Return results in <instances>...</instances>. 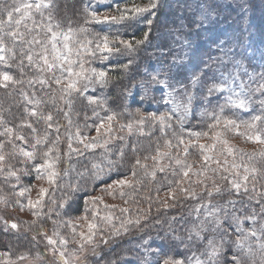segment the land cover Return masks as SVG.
<instances>
[{
  "label": "trees",
  "instance_id": "1",
  "mask_svg": "<svg viewBox=\"0 0 264 264\" xmlns=\"http://www.w3.org/2000/svg\"><path fill=\"white\" fill-rule=\"evenodd\" d=\"M134 1L136 0H110L107 4L94 5L91 8L85 0H53V7L43 13L48 16L51 12L53 22L59 24L60 29L64 31H67L69 26L78 29L83 25L89 29V38L94 37L98 32H110L112 35H120L124 39L134 42L143 39L145 32L150 33L146 43L130 55L113 53L109 59L101 60L99 52L94 57L81 53V56L87 59L85 69L104 70L109 73L112 79L107 88L91 85L86 96H80L78 93L69 96V100L72 101L73 117L76 118L73 120L75 125H71V128L77 124L84 134L89 131L93 133L92 129L100 122V119L111 112L119 114L118 120L115 121L118 126L120 123L127 124L139 120L141 116L145 121L143 125L134 124L131 135L127 128L118 132L116 135L118 137L111 144L108 152L106 150H104L105 152L81 150L78 154L80 157L77 162L80 163L83 160L86 162V159L90 158L103 166H107L109 160L117 162L115 170L103 180H95L98 182L109 180L115 175V172L131 178L132 166L137 157L147 166L146 169L137 166L135 179L140 183L134 184V186L137 185L135 191H133V187L129 188L132 195L126 192L124 204L121 205V208L128 209L127 214L122 213L126 218L132 217L131 212L133 211H136L134 216L142 217L139 226L130 225L129 231L124 233V236L114 238L115 241L109 247L103 248L110 252L109 258L106 256L107 253L106 255L103 253L96 258L95 264H142L143 252L138 246L153 249V264L156 260L163 259L162 255L157 256L155 251L157 249L188 264L189 257L200 256L205 243V238L202 242H197L195 236L192 240L188 239L189 232L199 229L198 219L195 215L197 208L200 209L199 213L204 214L205 206L208 210L216 206L221 209L220 215L223 216V208L227 206L229 216L223 219L227 225H235L232 220L233 214L241 218L240 224H244L247 220L244 217L253 213H256L254 228L259 229L261 224H264V219H262L264 212H261V206L264 205V156L261 155L264 152V145L251 142L247 135L238 134L259 132L264 135V124L258 122V126L254 130L244 127L227 130L223 123L214 129L209 127L210 124L215 123L216 114L240 121L249 120L252 115L260 113V102L264 100V94L256 91V88L261 75H264V0H160V6L154 10V18L145 13V16L153 19L151 27L144 22L143 18L135 22L132 27L107 23L102 25L84 23L85 6L99 14L104 9L107 12H116V4L123 7ZM24 2L25 0H0V21L5 22L4 31L16 30L18 37L22 34V39L18 38L15 42L14 53H6V56L9 57L7 66L0 62V70L24 81L23 84L15 86L10 84L8 88H0V108L3 110L2 115L6 123L20 132L25 139L23 145L22 140L16 139L12 140V144L7 143L5 136H0V141L6 144L4 147L6 151L13 144L17 148H28L25 142L35 144L37 133L31 134L29 127L17 128V125H20L23 120L31 123L33 129L42 128L44 133L40 134L47 135V140L42 145H36L35 151L38 153V157L35 154L37 160L32 161L35 164H42L43 153L47 151L46 148L53 146V141H56L58 136L57 132L55 133L52 127H49V124L55 125V104L58 103L54 100L55 95L52 92L54 91L53 81L52 85L47 84L48 86L46 83H39L42 76L40 77L35 64H29L26 58L27 54H31L28 45L31 36L28 31L31 27L39 26V24L37 22L32 24L30 21H21L19 25L15 23V20L19 19L25 10L22 8L21 12H15L14 9ZM8 11H12L13 15L10 26L7 23ZM76 39H83V34H79ZM4 43L7 47H13L12 39L6 35ZM91 47H95V45ZM22 53H24L23 56ZM174 56L183 57L182 62L174 64ZM129 60L132 62L125 72L121 65L128 64ZM21 61H23V65H21ZM100 61H103L102 65H99ZM235 62H239L240 79L232 83L230 87L248 102L247 110L227 106L226 98L232 95L231 92H218L208 97L206 88L203 86L197 89L190 88L189 81L194 74H199L203 83H211L214 80L219 82L230 72L235 71L233 67ZM21 66H23V75ZM155 72H160V79H166L169 85L176 88L189 86V90L193 91L194 99L183 123L180 122L182 110L180 112L172 111L174 105L165 103L163 100V97L172 91L171 87L153 85L145 96L144 88L139 86L143 78L150 80V74ZM248 74H252L255 80H250ZM28 81H32V83L29 84ZM241 82L249 87L242 91L237 87V84ZM80 83L84 84L86 81ZM133 84L136 87L132 88V95L124 97L122 95L124 85L132 87ZM221 87H227V85H221ZM22 92L30 99L40 102L37 111L43 112L44 116L53 112V119L46 121L39 116L33 117L26 114L25 107L32 109L37 106L30 107V103L24 99ZM87 96L105 97L108 110L96 105H89L85 98ZM232 98L235 99L234 96ZM220 105H226L223 112H220ZM93 109L98 115L93 114ZM152 115L165 116L166 123L161 125L159 120L150 119ZM167 116L172 117L170 121L167 120ZM63 122L62 120L58 121L60 123L59 131L66 129ZM141 128L144 132L143 135L139 131ZM118 129L120 128L118 127ZM205 132L208 133V136H201L200 139L189 135V133ZM217 132L220 133L219 139L227 142V147L233 150L234 155H229L225 150V145L215 138ZM121 137L123 139H120ZM63 138L60 134L59 142L55 144V148L59 151H63L64 145L69 143L63 141ZM179 138H183L184 144H178ZM232 139L236 140L235 148L231 147L230 140ZM166 141L171 143V148L165 147ZM200 145L208 146L209 150L202 153ZM212 145H215L214 149L211 148ZM133 146H135V151H133ZM158 147L162 154L166 152L168 155H162L157 164L151 157L156 155ZM121 148L124 149L123 158L120 157ZM185 148H187V155L184 151ZM8 155L7 161H9L11 169L13 171L20 169V167H14L17 154L9 153ZM204 155L210 156L211 160L205 163ZM145 156H148L149 159L144 160ZM177 159L182 161L180 165L176 164ZM190 163H194L196 168L192 169L193 165H191L189 176L183 177L185 166ZM233 163L241 166L233 170ZM245 165L249 169L247 173L244 171ZM159 167H163L164 171H159ZM225 167L227 171L224 170ZM9 168V166L3 168V172L0 173V181L4 182L3 179L10 181V177L7 176ZM83 168V172L93 171L92 167L87 168L84 165ZM252 169L256 171L253 173ZM28 170H31L30 164H22L23 178L32 177L31 175L27 176ZM204 170L209 174H203ZM153 171H155L154 179L150 175ZM193 173L197 174L193 175ZM16 174L19 175L17 172ZM62 174V179L55 186L52 185L55 200L65 196L64 193L68 195V182L72 186H74L73 183L79 182L66 178L63 169ZM245 175L248 176L247 181L244 180ZM85 177L87 176L85 175ZM32 178H35L34 175ZM230 180L241 183L239 194L232 188ZM177 181H180L179 185ZM5 184L4 189L7 190L12 183ZM81 185L83 186L82 190L86 192L92 188V182L89 179L81 181ZM243 185H247V192L244 191ZM147 186L150 187L149 192H145ZM180 187L186 191L180 192ZM217 187L220 188L219 193L215 191ZM173 189H176L175 199H168L166 202L168 207L165 208L159 194H170ZM209 191L213 192L211 197L208 196ZM126 200L127 203H125ZM230 200L235 202L234 206L228 203ZM81 204L79 201L78 204L73 205L74 213L77 216L83 213L84 207ZM136 205L141 209L134 210L133 207ZM221 227L225 230L223 226ZM227 233L229 232L227 231ZM217 234L220 237L229 238V242L225 245V254L232 251L239 254V250H233L231 235H226L225 231L219 230ZM174 237L180 239H174ZM261 238L264 241V236ZM145 241H147L146 244ZM31 243L36 246L32 236L27 232L0 231V253L7 252L9 255V261L0 260V264H20V262L15 263L17 259L14 258L20 257V255L25 256L26 259L30 258V251L19 253L21 251L19 247ZM38 256H40V252ZM246 259L249 264H264L260 251Z\"/></svg>",
  "mask_w": 264,
  "mask_h": 264
},
{
  "label": "snow or ice",
  "instance_id": "2",
  "mask_svg": "<svg viewBox=\"0 0 264 264\" xmlns=\"http://www.w3.org/2000/svg\"><path fill=\"white\" fill-rule=\"evenodd\" d=\"M97 3H103L104 0H96ZM160 6V0H148V3L141 7L139 5L133 4L131 8L125 7L121 8L119 4L115 5V9L117 14L116 15H98L95 10L89 9L87 6L84 8L85 12V18L84 23L85 24H109V25H120V26H126V27H132L134 26V23L137 21H140L141 18H143L144 22H146L149 27L153 24V19L148 18L145 16V13H148L153 18L155 17V9H157ZM53 7V0H38L36 3H29L27 0L20 5L19 7H16L14 9L15 12H21V9L23 8L25 11L23 12V15L20 17V19H16L15 23L19 25L21 21L25 18H30L29 9L35 8L36 10L40 11L41 16H43V9H51ZM8 21L7 23L11 24L13 20L12 11L7 12ZM48 20V23L46 25L47 30L51 33L50 43L52 45V50L54 53L53 59L56 61H63L67 64V67L65 68L63 64H53L49 63L47 56H42L41 59L44 61V64L47 67L48 71H52L54 68L59 67L61 75L56 76L54 78V83L57 85H60L62 83H65L66 80V86L64 89H62L63 95L62 99L64 97H69L73 93H78L80 96H84V93H86L89 89V86L91 85H98L101 88H107L110 84V81L112 77L109 75L108 72L104 70H97V69H85L84 68V62L83 60L75 61L72 58V53L75 50L76 56H80L81 53L88 56H96L97 52L100 53V59L101 60H107L109 59L113 53L117 55H130L131 53L135 52L138 48H140L142 45L146 43V41L149 39V32L144 33V38L140 40H135L134 42L128 39H124L120 35H112L110 32L108 33H100L98 32L94 37L89 38L88 33L89 29L84 27L83 25L80 26L78 29H73L71 26H69L67 31H63L60 29V25L53 22V18L51 15V12H49V15L46 18ZM132 22V23H128ZM5 22L0 21V62H3L5 66L8 64L9 57L6 56V53L13 54L14 53V47L15 42L17 39H22V34L18 37L16 30H10L5 32ZM79 34H83V39H76V37ZM8 36L12 39L13 47H7V45L4 43V36ZM63 38L64 44L63 47L67 51V55H65L63 52L59 51L57 48V42L60 40V38ZM39 43V41H36ZM92 45H95V47H91ZM46 50V49H45ZM24 53H22V56ZM14 58V56H13ZM29 64H32L33 62V56L29 53L26 56ZM183 57L180 56H174L173 57V63L179 64L182 62ZM131 60H129L128 64H123L121 67L125 72H127L129 65L131 64ZM223 63V61H221ZM74 63H79V69L76 70L73 67ZM21 65H23V61H21ZM38 67V65H37ZM234 72H230L228 76H225L223 80L216 82L215 80L211 83H203L201 81L199 74H194L190 81L189 85L191 89H197L198 87L203 86L206 88L207 96H213L215 93L218 92H224L228 91L231 92L232 95L227 97V106H231L233 108H238L242 110H247L248 108V102L245 99H242L239 93H236L230 85L232 83H235L239 77V62L234 63ZM68 73L67 78L63 76L64 72ZM21 74L23 75V66H21ZM151 79L148 80L146 78H143L140 82V87L144 88L145 90V96H147L148 91L150 90L151 86L153 85H164L166 87H171L172 91L167 93L163 100L165 103L173 104L174 107L172 111L180 112L182 110V115L180 116V122L183 123L184 117H186L189 114V109L192 100L194 99V93L193 91L189 90V86H181L180 88L173 87L168 84L166 79H160V72H155L150 74ZM250 80H255V77L252 74H248ZM81 81H86V83L81 84ZM24 81L15 78L12 74L5 72L3 70H0V88H8V86L11 84L13 86L18 84H23ZM29 84L32 83V81H28ZM39 83L44 84V80H40ZM258 86L256 88V91L261 92L264 94V75H261L260 80L257 82ZM221 85H227V87H221ZM136 87L135 84L132 85V87H129L128 85H124L123 87V93L122 95L124 97L131 96L132 95V88ZM237 87H239L242 91L249 87V85H246L245 83L241 82L237 84ZM22 95H24V99L28 100L29 103H32L36 105L37 107H34L32 109H29L25 107L24 111L26 114L36 117L39 116L42 119H45L46 121H51L53 119L52 115L49 114L47 116H43L42 113L37 111L39 101L30 99L25 93L22 92ZM235 97L233 99L232 97ZM89 103V105H96L100 108H104L105 110H108L107 106V100L103 96H87L85 97ZM183 98V99H181ZM207 98V97H206ZM143 99V97H142ZM66 103L71 106L72 101L67 100ZM261 110L259 114L252 115L249 120H234L231 118H224L220 114H216L214 119L215 123L210 124V128H216L219 124L223 123L224 128L227 130L232 129H239L241 127H244L245 129L254 130L258 126V122L260 124H264V100H261ZM226 105H220V112H223V109ZM93 114L98 115V113L95 112V109H93ZM67 115V113H66ZM139 115V113H138ZM119 117V114L116 112H111L106 117L101 118L99 124L96 125V133L97 135L92 138L91 142L84 144V148L87 150H94L97 147H105V150L107 151L106 145L108 143V140L101 141L102 136H108L111 138L112 133L114 130L113 122L117 121ZM171 116H167V120H171ZM85 119L87 120L88 117L86 116ZM150 119L152 120H159L161 125H164L166 123L165 116H159L156 115L150 116ZM144 118L141 116L139 120L128 122L127 124L120 123L119 128L123 130L124 128L128 129V133L131 135L133 131L134 124H144ZM29 127L32 128L31 123H27L26 121H22L20 125H17V128L20 127ZM171 126L170 124L168 125ZM49 127H52L51 124H49ZM88 127H91V125H88ZM0 128L3 130L0 131V136H6V142L12 143L13 137H15L16 140H24L25 137L21 135L18 131H16L14 128L9 127L6 123V121L3 118L2 113H0ZM103 129V131H101ZM35 131V129H33ZM56 131L58 132L59 129L57 128ZM140 134L143 135V129H139ZM163 131V128H162ZM239 135H247L248 140L254 143L262 144L264 145V135L261 133H238ZM190 136H195L196 139H200L201 136L207 137L208 133H189ZM220 133L217 132L215 138L222 144L225 145V150L228 152L229 155H234V152L231 148L227 147V142L225 140L219 139ZM72 136H69V152L65 153V155H70L72 152H75L77 154H80V149L73 147L72 144ZM75 139L78 143H84L85 140H88V137L81 136L79 127L77 128ZM120 139H123L122 137ZM47 140V135L40 139H36L35 144L32 145L33 151H25L23 148L20 149V154L25 157L27 161H31L35 158V149L36 145H42ZM59 141V136L56 137V141H53V146L48 148L47 151L43 153L44 161L42 164L34 165L35 170L37 171V179H43L45 178V175L47 176L48 183L50 185L55 184L56 177L59 175L58 171L55 169V164L59 160V156L55 157L54 159L50 156V153H52L55 149L56 142ZM178 144H184L183 138L178 139ZM5 147L4 142H0V173L3 172L2 162L5 160V154L3 153V149ZM15 144H13V148H15ZM166 148H171L172 145L169 141L165 142ZM212 149L215 148V145L211 146ZM200 150L202 153L209 150V147L206 145H200ZM133 151H135V146H133ZM185 154L187 155V148H185ZM162 155H168V153H161L159 150V147L157 148L156 155L152 156L151 159L156 161L157 164L159 163V160L162 158ZM262 156H264V152L261 153ZM124 156V149H120V157L123 158ZM149 159L148 156L144 157V160ZM203 159L205 163H207L209 160H211V157L208 155H204ZM116 161H108L107 166H103L98 163L92 164V173H91V179L92 180H103L107 175H109L112 171L115 170ZM182 163L181 160L177 159L176 164L180 165ZM218 163V162H217ZM137 166L141 168H147L146 164H143L141 162V159L139 157L136 158L135 164L132 166L133 170L130 177H123V178H116L112 180L111 183L107 184L106 189H101L102 192H107L108 195L113 196L115 198L117 192L121 198H123L126 195L125 189L132 188L134 184H139L140 181L136 180L135 177L137 175L136 168ZM241 165L237 163H233L232 168L233 170H236ZM186 170L183 171V177H188L189 172L191 171V165L185 166ZM44 169L45 172L41 174L40 170ZM159 171L163 172L164 168L159 167ZM225 171H227V168H224ZM245 173L249 172L248 167L244 166ZM256 170L252 169V172L254 173ZM65 174H67V171H65ZM87 172H82L79 175L85 176ZM197 173H193V175H196ZM150 175L155 178V171L151 172ZM8 177H15L17 182H19V177L16 174V171H13L11 168H9L7 172ZM248 176H244V180L247 181ZM229 183L232 185V188L236 190L237 194H239L240 189L242 187L241 183L236 181H229ZM177 184H180V181H177ZM15 185H13L14 187ZM244 191L247 192L248 188L247 185H243ZM111 190V191H109ZM30 191L29 188H23L18 195L23 196L26 192ZM75 191V189H73ZM180 192H185L186 189L183 187L179 188ZM217 193L220 192V188L217 187L215 189ZM47 189L41 188L39 192V196L41 199H38L35 203L32 200L28 201V204L26 205L30 209H35L38 206H41V200L46 195ZM175 192L176 189H173L172 192L169 194L170 199H175ZM194 195V194H193ZM213 195L212 191L208 192V196L211 197ZM98 198H92L90 197L89 200L85 201V211H87V205L89 202H91L93 205H95V201ZM2 203H7V201L0 200ZM259 202V201H258ZM127 203V200L125 201ZM229 204H232L234 206V201H229ZM25 205H21V210ZM60 207H64V202L61 203ZM163 207L167 208L168 204H164ZM197 213H199L200 209L197 208ZM121 213L127 214L128 209L121 208ZM221 209L217 208L216 206H213L211 210H208L207 206H205V221L201 222V227L199 231H191L189 232L188 239L192 240L193 236H195L197 242H202L204 240V237L201 236V232L205 231L206 223H210L213 225L214 231H225L226 235H231V233H227L226 230L222 229V220L227 218L229 216V211L227 206H224L223 208V216L220 215ZM261 212H264V205L261 206ZM33 215H38L37 212H33ZM97 213L93 212L92 221L88 223V235L85 237V235L81 234V242H79V246L81 248L84 247V244H92L94 242V238L99 232V225L96 224L95 217ZM142 217L140 216H134V217H128L125 219H122L120 221V225L117 228L115 225H112L113 232L112 236H119L122 232L127 233L129 231L130 225H136L139 226L140 220ZM82 219H87V217H82ZM101 219L111 224L113 219L115 217L112 214H108L106 216H103ZM244 219L252 220L255 222L256 220V213H253L250 216L244 217ZM264 219V217H262ZM233 222L237 225L236 231L238 233H241V235L237 238L235 242V249L240 250L239 254L235 251L229 252L225 254V244H227L229 241L225 239L224 236H221L219 241H217L215 238H209L207 243L204 245V249L201 252L200 256H194L188 258V264H249L247 261V257L250 256L253 253V249L251 245H249L247 248H245V241L248 240L249 236L256 237L257 238V249L261 253L262 259H264V241L261 240L260 235H258V232L255 228L248 230L245 232V230L240 226L241 218L238 216L232 215ZM69 226H71V222H68ZM11 229L15 230L17 229L18 225L16 223H11L8 225ZM5 231H7V227L5 228ZM75 231V229H73ZM260 233L264 234V224H261ZM43 234V231L41 230V233ZM54 235L59 236V232H54ZM35 239V237H33ZM47 243L49 245H55L57 243L56 240L52 239L51 237H46ZM174 239H180L179 237H174ZM107 240H104V243H107ZM59 243L61 245H65L67 241L64 238H61L59 240ZM145 244L147 241L144 242ZM140 247V250L143 252L142 257V264H153L152 260V252L153 249L151 248H145L143 246ZM157 256H163L162 260H156L155 264H185L184 261L173 259L171 256H168L166 253H163L161 250L157 249L155 250ZM0 256H8L7 252L0 253ZM201 257H204V259H201ZM25 256H20L19 259H25ZM59 264H68V261L64 258V252L61 251L59 253Z\"/></svg>",
  "mask_w": 264,
  "mask_h": 264
},
{
  "label": "rangeland",
  "instance_id": "3",
  "mask_svg": "<svg viewBox=\"0 0 264 264\" xmlns=\"http://www.w3.org/2000/svg\"><path fill=\"white\" fill-rule=\"evenodd\" d=\"M109 1L110 0H104L103 3H97L96 0H85V2L89 4L91 8L94 7V5L107 4ZM27 2L34 4L38 2V0H27ZM147 3H148V0H136L133 3L126 4V6H123L121 8H125V7L131 8L133 4L143 7ZM28 11L30 13V18H25L22 21H30L32 24L37 22L39 24V26L31 27L28 31L29 35L31 36L28 42V45L30 48L31 55L33 56L32 63L35 64L37 70L40 73V77L42 76L41 79L45 81L46 85L47 84L52 85V81H54V78L56 76L61 75L59 67L54 68L52 71H48L41 57L47 56L49 63L58 64V65L63 64L65 68L67 67V64L63 61H56L53 59L54 53L52 50V45L49 42L51 38V33L47 30V27H46L47 16L44 13H43V16H41L40 11L36 10L35 8L29 9ZM42 11L45 12V11H48V9H43ZM98 15L111 16V15H116V12H110V11L107 12L106 9H104ZM25 26L27 27L26 24ZM36 41H39V43H37ZM63 44H64V41H63V38L61 37L60 40L57 42V48L59 51L67 55V51L64 49ZM81 55L76 56V53L74 50L72 53V58L75 61L83 60L84 66H85L87 59ZM102 64H103V61H100L99 65H102ZM73 67L76 70H78L79 63H74ZM63 76L67 78L68 73L65 71L63 73ZM53 84L54 86L52 85V87L54 88V91L52 90L51 91L54 93L55 98L54 97L52 98H54V100L58 104H55V109H56L55 125L52 126V129L56 133L57 132L56 129L57 128L59 129V125H60L58 121H61V120L64 121L63 125L66 127V129L64 131H58L56 134L58 136L62 134V136L64 137L63 141L65 142H69V136H72L73 137L72 139L73 147L80 149V151L81 150L93 151V150L85 149L84 144L91 142L92 138L97 135L96 126L94 129H92V131H94L93 133H90L89 131V132H86V134H84L80 130V133H83L81 134V136L86 135L88 137V140H85L84 143H78L75 139V135H76L77 127H78L77 124L76 126L71 128V125H75L73 124V120H75L76 118L73 117L74 114H73V110L71 109V106H69V104L66 103V101L69 100V97H64L62 99V95H63L62 89H64L66 86V80H65V83H62L60 85H57L54 82ZM84 96H86V93H84ZM33 106L34 104L30 103V107H33ZM0 113H3V110L1 108H0ZM41 113L44 116V113L43 112ZM50 114L52 115L54 113L51 112ZM113 125H114V130L112 133V137H115V138L113 139L108 136L101 137V141L108 140V143L106 145L107 152L111 144H113L115 139L118 137L116 136L117 133L121 132V129H118L119 126L117 125L115 121L113 122ZM8 126L12 127L10 125ZM68 126L69 128L67 129ZM29 129L31 130L30 132H32L31 134L37 133L35 139H40L44 137L41 135L44 133L42 128H35V132H34L33 125H32V128H29ZM2 130L3 129L0 128V131ZM101 131H103V129ZM13 139H15V137H13ZM32 139L34 140L33 135H32ZM23 141L24 140H22V145H23ZM230 143H231V147L235 148L234 144L236 143V140L232 139L230 140ZM25 144L28 146V148H24V147L22 148L25 151H32V144H30L29 142H25ZM67 145H64L65 149H63V151H59L55 148L56 150L50 153V156L53 159L59 156V160L55 164V169L58 171L59 175L56 177L55 184H52V185L55 186L62 179V175H63L62 169H63L64 173L65 171H67V174H65L66 178H69V179L71 178L74 181H79L80 185H81V181H84V179L91 180L92 188H89L88 189L89 191L86 192L85 190H82L83 186L82 185L80 186L79 182L73 183L74 186H72L68 182V186H67L68 195L64 193L65 196H63L61 199H58V200H55L54 198V190H53L52 185L48 183L47 176L45 175V178L43 179H37V171L35 170L34 165H38V164H35L34 162H32L34 160H37V158H34L31 161H27L25 157H23V155L20 154L21 148L19 147L13 148V145L9 146L8 151H6L5 148L3 149V153L5 154V160L2 162V167L5 168L6 166H9L11 168L9 161H7V157L9 158V155H8L9 153H16L17 159H16V163L14 167L17 166V167H20V169L16 171L19 174L18 175L19 182H17L15 177H10L9 178L10 181H8V179H3L4 182L0 181V200L7 201V203L0 202V231L5 232V228L7 227V231L12 230L17 233L27 232L29 235L32 236V239L33 237H35L33 241L36 244V246L33 243H31L30 245L20 246L19 250L21 251L19 253H23L29 250L30 258L19 259V257H14L17 259L15 263L20 262V264H37L40 262H44L48 264H59V253L63 251L64 258L68 261V264H95V261L97 260L96 258L99 257L101 254L104 253L106 255L107 253L106 256H108V254L110 253L109 251L103 249L104 247L105 248L109 247L110 244L115 241L114 238L124 236L123 232L119 236H115V237L112 236V232H113L112 225H115L118 228L120 225V221L126 218L125 216L122 215V213L119 212L121 205L124 204V197L121 198L117 192L115 198H113V196L108 195L106 191L105 192L101 191V189H106L107 184L111 183L112 180L116 178H123L124 176L121 174H117L115 172V175L112 174L113 175L112 178H109V180H105L101 182L92 180L91 179L92 172L88 170L86 174L87 177L80 176L79 174L82 173L84 170L83 166L85 165L87 166V168L92 167V164L95 163V160L91 158L86 159V162L84 160L81 161V163L83 164H81L80 162H77L78 161L77 159H79L78 157H80L78 156L77 153H71L70 155H65V153L69 152ZM46 150L48 149L46 148ZM94 150L105 152L104 151L105 147H97ZM35 154H36V157H38L37 156L38 153H36V151H35ZM41 161H44V156L41 157ZM22 164H26V165L30 164L31 170H28L27 176L31 175L33 177L34 175L35 177L34 179L32 177L23 178V175L21 173ZM189 165H193L192 169L196 168V166H194V163H190ZM40 172L41 174H43L45 170L41 169ZM202 173L209 174V172L206 170H204ZM5 183H10V184L12 183L9 186V189L7 190L4 189V186L6 185ZM13 185L15 186L13 187ZM23 188H29L30 191L26 192L23 196H19L18 193ZM41 188L47 189L46 195L41 200V206H38L35 209L28 208L26 205L28 204L29 200H32L35 203L38 199H41L39 196V192ZM135 188H137V185L133 186V191H135L134 190ZM73 189H75V191H73ZM124 191L127 192L129 195H132L131 190L125 189ZM149 191H150V187L147 186L145 192H149ZM144 194L147 195L146 193ZM159 196L164 204L168 201V199L170 200L169 193L167 194L161 193L159 194ZM90 197L98 198V199H96L95 205L89 202V204L87 205L88 210L85 211V207H86L85 201L89 200ZM72 201L73 203H71ZM79 201L82 203L81 205H83L84 209H83V213L77 216L74 213L75 210H73V205L78 204ZM62 202H64V207H60ZM69 203L71 204L68 206ZM21 205H25L23 210H21ZM133 209L139 210L141 209V207L136 205L135 207H133ZM33 212H37L38 215L34 216ZM85 212H88V214H85ZM93 212L97 213L94 222L99 225V232L95 236L94 242L92 244L85 243L84 247L81 248L79 246V242H81V234L83 233L85 237H87L88 223L92 221ZM108 214H112L115 217V219H113L111 224L101 219L103 216H106ZM134 214H136V211L131 212L132 217H134ZM195 215L198 219V223H199L198 231H199L201 227V222L205 221V213L201 214V213L196 212ZM136 216H139V215H136ZM82 217H87V219H82ZM68 222H71V226H69ZM11 223H16L18 225L17 229L13 230L10 227H8V225H10ZM255 223H256V220L255 222H253L252 220L247 219L245 223L240 224V226L245 230V232H247L248 230L254 228ZM221 226L225 228L226 232L228 231L229 233H231V236H232L231 243H233V250H238V249H235L234 247L237 238L241 235V233H238L236 231L237 225L236 224L227 225L222 220ZM260 228L261 227H259V229L258 228H255V229L257 230L258 235L262 237L264 236V234L260 233ZM73 229H75V231H73ZM41 230L43 231V234H40ZM54 232H59V236L54 235ZM201 236L205 238L204 245L207 243L209 238H215L217 241H219L220 239V236H218L217 231L213 230V225L210 223H206L205 231L201 232ZM46 237H51L52 239L56 240L57 243L55 245H49L47 243ZM61 238H64L67 241L65 245H61L59 243V240ZM104 240H107L108 242L104 243ZM226 240L229 241V238H227ZM257 243L258 241L256 237L249 236L248 240L245 241V248L251 245L252 249L254 250L253 253H256L259 251L257 249ZM39 247H40V250H39ZM100 249L102 250L100 251ZM39 252H40V256H38ZM0 260L3 262H8L9 255L7 257L0 256ZM176 260H179V259H176Z\"/></svg>",
  "mask_w": 264,
  "mask_h": 264
}]
</instances>
